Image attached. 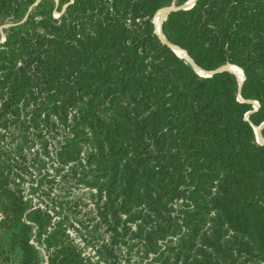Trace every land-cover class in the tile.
<instances>
[{"label": "trees", "instance_id": "16d2710c", "mask_svg": "<svg viewBox=\"0 0 264 264\" xmlns=\"http://www.w3.org/2000/svg\"><path fill=\"white\" fill-rule=\"evenodd\" d=\"M175 1L0 0V24H14L0 46V133H8L9 116L38 118L48 96L73 99L74 127L83 137L104 140L113 152L129 151L144 172L140 180H120L118 207L106 206L113 229L143 199L165 224L166 206L151 186L169 195L182 187L193 198L204 183L197 173L216 168L218 174L212 175L225 178L216 182L209 212L220 230L243 242L236 256L220 254L218 247L223 260L202 254L172 264H232L240 253L251 264H264V146L254 134L264 124V0H197L188 10L171 12L162 25L165 40L198 69L241 70V87L228 72L199 77L160 42L153 18ZM54 12L60 17L53 18ZM37 132L33 138L44 136ZM260 133L264 140V128ZM5 136L0 134V229L5 235L0 248L18 247L21 263L32 264L37 253L29 238L36 227L37 237L47 236V264H91L64 230L47 232L51 220L45 213L32 210L22 220L27 203L8 173L20 150ZM77 144L64 139L60 160H75ZM94 159L99 168L86 176L79 163L81 179L99 181L119 169L111 154ZM182 225L174 230L181 234L187 224ZM158 231L161 238L169 237L167 226Z\"/></svg>", "mask_w": 264, "mask_h": 264}, {"label": "rangeland", "instance_id": "374dc122", "mask_svg": "<svg viewBox=\"0 0 264 264\" xmlns=\"http://www.w3.org/2000/svg\"><path fill=\"white\" fill-rule=\"evenodd\" d=\"M181 1L177 0L166 8L186 9V4L191 0L178 6ZM59 17L60 14L54 12L53 18ZM165 21L166 19L162 25ZM13 25L11 21L0 24V46L5 43L4 32ZM162 25L160 35L157 34L161 43L166 41ZM224 67L228 70V66ZM204 73L205 75H200L202 78H206L203 76H206L207 72ZM2 74L0 71V77ZM207 74L209 76L210 73ZM46 99L45 109L40 112L38 118L32 119L29 115H24L15 121L9 116L12 121L8 133H0L6 134L3 139L9 142L13 149L20 150L17 158L14 157L12 169L10 168L8 173L11 186L19 190V194L27 203L28 211L23 215V221L26 222V216L32 210L45 213L51 220L47 232H54L57 228L64 230L70 239L80 246L82 255L91 264H172L176 261L202 258V254L212 255L214 259L219 260H223V256L227 254L237 255L238 244L243 241L233 237L224 227L220 230L216 226L215 213L209 212L208 208L210 199L218 192L216 182L225 178V175H212L218 174L216 168L212 172L197 173V177L202 174L197 179L204 183L198 185L201 188L195 191L193 198L188 197L182 187L169 195L151 186L156 194L162 197L166 206L165 224L146 206V199H143V203L131 208L129 216H121V225L115 229L110 227L113 224L112 211H107L106 206L109 203L118 207L119 199L122 198L118 197L122 192L120 180H140L144 172L136 168L132 162L133 155L129 151L113 152L114 149L105 145L106 141L83 137L80 129L74 127L73 99L49 96ZM253 108L256 110L258 105L253 103ZM34 127L44 136L33 138L32 134L38 133ZM14 129V133H10ZM259 130L260 128L254 129L255 140L264 144ZM256 131L262 140L260 142ZM64 139L78 143L75 160H60L62 157H58L57 151L63 145ZM123 146L126 149L125 144ZM99 153L111 154L118 160V173L108 172L99 181L91 178L81 179L83 170L79 163L84 167L86 176L87 172L98 170L94 156ZM109 185L111 191L108 195ZM2 218L3 213L0 211V221ZM176 224L187 226L181 229L180 234L174 230ZM154 225L156 228H152ZM158 226H167L169 237L161 238ZM123 227L126 231L122 230ZM36 232V227L32 228L29 238V245L37 253L32 264H47V236L37 237ZM4 237V231L0 229V243ZM218 247H221L220 254H224L223 256L217 251ZM0 249V264H22V251L18 247L11 250L9 246L4 245ZM232 264L251 263L245 253H240L239 259Z\"/></svg>", "mask_w": 264, "mask_h": 264}, {"label": "bare ground", "instance_id": "6f19581e", "mask_svg": "<svg viewBox=\"0 0 264 264\" xmlns=\"http://www.w3.org/2000/svg\"><path fill=\"white\" fill-rule=\"evenodd\" d=\"M193 2H194V0L189 1V2L186 4V8H189V7L193 4ZM168 11H169L168 8L161 9V10L156 14V16L154 17V18H155V19H154V25H155L154 28L156 29V32H157L158 35H160V26H161V23L163 22V20L166 18ZM171 48H172V50L174 51V53H175L178 57H180V58H184V59L187 58L186 53L182 52L181 50H179V49L176 48V47H173V46H172ZM194 70H195L196 73H198V74H200V75H205L204 72H202L201 70H199V69H197V68H195V67H194ZM228 71L236 76V78H237V80L239 81V83L242 82V80H243V73H242L241 70H239V69H237V68H235V67H232V66H228ZM256 133H257V137H258L257 139L259 140V142L262 141L261 138L259 137L257 131H256Z\"/></svg>", "mask_w": 264, "mask_h": 264}, {"label": "water", "instance_id": "95a60500", "mask_svg": "<svg viewBox=\"0 0 264 264\" xmlns=\"http://www.w3.org/2000/svg\"><path fill=\"white\" fill-rule=\"evenodd\" d=\"M197 0H195V2H196ZM195 2H194V4H195ZM194 4L190 7V8H192L193 6H194ZM190 8H186V9H184V8H182V9H169V11H168V13H167V16L171 13V12H174V11H177V10H187V9H190ZM166 16V17H167ZM166 19V18H165ZM164 19V20H165ZM163 20V21H164ZM163 23V22H162ZM162 23H161V25H162ZM153 25H154V19H153ZM155 26V25H154ZM160 28H161V26H160ZM156 30V29H155ZM155 30H154V33H155V35L158 37V35H157V32H155ZM162 43L164 44V45H166L173 53H174V51L172 50V46L173 45H171V44H169V43H167L166 41H162ZM174 47V46H173ZM175 54V53H174ZM176 55V54H175ZM187 55V54H186ZM177 56V55H176ZM178 57V56H177ZM178 58H180V57H178ZM180 59H183L184 61H186L187 63H189L191 66H192V68H193V70H194V67L195 68H197L194 64H193V62L189 59V57L187 56V58L186 59H184V58H180ZM198 69V68H197ZM200 70V69H199ZM195 71V70H194ZM220 72H228V73H230L227 69H226V67H222V68H220L219 70H216L215 72H211L210 74H209V76H208V74L206 73V76H203V77H206V78H209V77H211V76H213V75H215V74H217V73H220ZM196 73V72H195ZM197 75H199L200 76V74H198V73H196ZM232 74V73H231ZM232 75H234V74H232ZM235 76V75H234ZM201 77V76H200ZM236 77V76H235ZM237 79V78H236ZM243 81H244V78H243ZM243 81L239 84V81L237 80V82H238V84H239V87H241L242 86V83H243ZM264 128V124L260 127V130L259 131H261L262 129ZM259 144V143H258ZM259 145H261V146H264V144L262 143V144H259Z\"/></svg>", "mask_w": 264, "mask_h": 264}]
</instances>
